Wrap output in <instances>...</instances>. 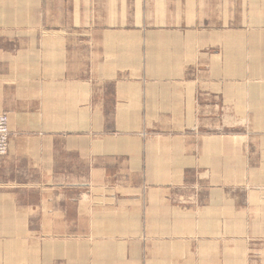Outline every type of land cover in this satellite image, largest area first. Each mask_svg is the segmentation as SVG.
Returning <instances> with one entry per match:
<instances>
[{
	"label": "crops",
	"instance_id": "0c3cea01",
	"mask_svg": "<svg viewBox=\"0 0 264 264\" xmlns=\"http://www.w3.org/2000/svg\"><path fill=\"white\" fill-rule=\"evenodd\" d=\"M160 1L161 23L133 25L126 0H110L85 11L89 22L75 10L82 38L58 24L37 56L0 54L12 134L0 160L2 256L23 241L40 246L41 264H203L226 256L203 244L225 240L228 222L264 223V59L238 60L227 5ZM19 63L30 67L22 87ZM189 175L199 193L173 204ZM257 249L248 253L264 256Z\"/></svg>",
	"mask_w": 264,
	"mask_h": 264
},
{
	"label": "rangeland",
	"instance_id": "374dc122",
	"mask_svg": "<svg viewBox=\"0 0 264 264\" xmlns=\"http://www.w3.org/2000/svg\"><path fill=\"white\" fill-rule=\"evenodd\" d=\"M166 1L170 2L171 0ZM206 1H211V6L227 5L229 11L227 21L228 30H234V32L228 33V44L232 37L237 40V43L238 40H241L242 47H239V50H242V55L238 60H241L243 67L257 65L255 62H251L252 60H256L257 55L261 56L260 60L264 59V0H223V3L221 0ZM126 2L132 14V24L140 22V18L141 21L145 20L149 24L162 22V15L155 12L156 9L158 10V8L162 7L160 0H126ZM109 3L110 0H0V54H19L20 56H26L31 52L37 56L38 51L41 52L42 49L41 41L44 38L48 39L49 32H53L54 29H57L58 24H61V26L62 24L67 25V28L70 29L68 31L70 38H82L84 32L81 27H76V30L79 32L76 34V30L69 26H73L78 17L76 16L75 10L77 8L80 9L82 13L81 16L84 18L83 22L85 23L89 22L88 19L91 18L85 11L91 8L101 9L104 5H109ZM139 7L147 9L146 16L143 15L139 17L137 15L136 11ZM134 11L136 14H134ZM81 16H79V18ZM166 17L169 20L171 15L168 14ZM236 53L237 54L234 55L235 51L228 46V58L233 55L238 57L239 53ZM8 65L11 66V64L8 63H3L2 66H0L3 69V75L9 76L11 74L10 68L6 67ZM259 65L264 67V62L259 63ZM34 71L35 74L41 73V66L36 64ZM28 72H30V67H27L25 63H19L18 75L20 87L27 85V78L23 77L28 74ZM2 80V85H4V87L9 86V79L2 78ZM40 81V79L38 81V78H36L30 85H41ZM1 114H5L8 119L6 113H0V115ZM11 135L9 130L8 143ZM143 135H154V131L151 130L147 133L145 131L142 133V136ZM4 157H0V160ZM133 177L134 176L130 175L127 182L134 183L135 179ZM197 180H199V178L196 175H189L188 179L185 177L182 186L175 188L171 192L169 191L171 196L170 199L174 200L173 204H177L178 202L179 204L182 203L186 205L188 202H192V198L190 200L187 199L186 196L188 194L197 195V193H199V190H197L198 187L195 185ZM134 194L135 192L130 191L132 197ZM151 202L153 203V198ZM248 217L249 216H247V218ZM27 225L31 233H36L40 229L41 224L31 223ZM23 226L24 224H18L19 236L23 235L26 231V229L23 230ZM4 230L6 232L11 230L9 224H4ZM1 233L2 231L0 230V234ZM256 235L257 238H253V236ZM263 236L264 223L251 222L235 224L228 222L227 238L225 240H206L203 244L205 248L209 247L210 249L214 248L216 250L219 248L221 250L225 249L226 256L212 255L208 257L203 264H252L251 260L255 262L253 264H264L263 255L261 258L257 255L254 256L248 253V250L250 252L251 248L254 247L258 248L257 250L264 248ZM198 241L199 240H195V247L198 245ZM30 242H32V240H30ZM5 244L4 241L2 242L0 240V248L6 247L10 250V245L8 243L7 245ZM13 252L12 258L9 254H4L2 256V252L0 251V255L3 257V261L0 260V264H17V259L18 264H41V256H38L41 254L40 246L37 243H28L25 245V242H19L18 245L13 246ZM236 252L242 253V255L238 256ZM9 258L10 260L13 259V262H8Z\"/></svg>",
	"mask_w": 264,
	"mask_h": 264
},
{
	"label": "built area",
	"instance_id": "2783aa9c",
	"mask_svg": "<svg viewBox=\"0 0 264 264\" xmlns=\"http://www.w3.org/2000/svg\"><path fill=\"white\" fill-rule=\"evenodd\" d=\"M8 120L5 114L0 115V157H4L8 148Z\"/></svg>",
	"mask_w": 264,
	"mask_h": 264
},
{
	"label": "bare ground",
	"instance_id": "6f19581e",
	"mask_svg": "<svg viewBox=\"0 0 264 264\" xmlns=\"http://www.w3.org/2000/svg\"><path fill=\"white\" fill-rule=\"evenodd\" d=\"M8 120V119H7Z\"/></svg>",
	"mask_w": 264,
	"mask_h": 264
}]
</instances>
